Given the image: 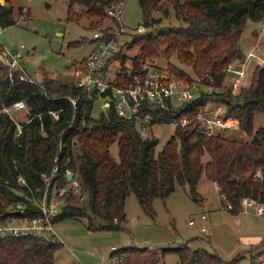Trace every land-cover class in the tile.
<instances>
[{
    "label": "trees",
    "instance_id": "16d2710c",
    "mask_svg": "<svg viewBox=\"0 0 264 264\" xmlns=\"http://www.w3.org/2000/svg\"><path fill=\"white\" fill-rule=\"evenodd\" d=\"M8 1L0 5V24L4 28L15 24L13 5ZM67 1L70 19H76L73 6L81 5V16L93 20L91 27L101 30L98 18L110 19L106 11L127 0ZM159 1L138 0L142 15L139 26L144 31L136 32L126 43L127 49L138 48V54L128 58L119 52L114 60L128 73L160 54L165 59L175 57L182 68L199 78L202 86L211 84L216 91L201 93L174 110H152L156 122L169 123L180 115L189 116L207 109L209 103H216L226 107L224 117L236 120L237 129L251 140L228 137L227 130L206 137L194 123L174 129L156 152L157 139L141 138L132 119L125 120L113 110L100 111L98 118L93 116L92 100L86 95L81 96L73 111L65 97L80 93L69 83L58 87L51 86L52 80L39 85L10 83L6 68L0 65V214L11 203H27L25 194L30 196L41 186V174L53 167L57 141L72 118V127L63 135L65 147L57 166L61 173L65 168L71 170L81 190L75 196L66 195L67 206L54 219V227L60 220L75 219L85 221L90 231L118 230L126 222L124 202L130 194H134L148 216H153V198L165 199L175 185L187 186L195 199L202 175L216 186L222 207L232 215L241 212L243 197L264 204V123L254 129L253 121L256 113L262 114L264 121V71L254 67L251 82L237 94L223 86L224 70L239 57L244 26L247 22L264 21V0H167L180 23L156 30L151 28L159 21L152 12L168 15ZM163 69L186 81L191 79L186 71L170 62ZM21 100L29 108L30 121L20 124L21 133L17 135L16 123L3 109ZM52 110L60 111L58 120H51L48 112ZM113 143H117L118 160L109 153ZM23 180L31 191L21 184ZM82 192L87 193L91 216L70 203ZM62 243L43 236H0V264H53ZM134 249L139 254L119 259L121 253ZM167 251L178 254L179 264H232L235 260L226 262L215 252L202 247L193 249L187 243L168 246L160 252L145 247H119L112 254L118 257L116 264H160Z\"/></svg>",
    "mask_w": 264,
    "mask_h": 264
},
{
    "label": "rangeland",
    "instance_id": "374dc122",
    "mask_svg": "<svg viewBox=\"0 0 264 264\" xmlns=\"http://www.w3.org/2000/svg\"><path fill=\"white\" fill-rule=\"evenodd\" d=\"M10 3L13 5L12 19L15 24L3 29L2 42L8 46H21L24 53L22 63L33 80H52L53 87L72 83L74 71L94 48L91 40L94 31H97L90 25L93 20L81 16L84 7L74 5L72 10L76 19H70L67 0H10ZM2 4L6 5V0H0V5ZM158 5L168 15L153 11V17L159 22L151 29L159 30L180 23L167 0H160ZM120 15L125 33L120 36L119 42L128 43L137 32V27L142 25L138 0H127ZM94 22L97 23L96 20ZM261 24L247 22L244 26L239 40L241 51L233 62L234 65H239L242 57H246V53L258 40ZM115 26L113 20L98 18V28ZM124 54L128 58L133 57L138 54V48L125 49ZM165 58L160 54L151 58L150 62L159 68H165L170 62L186 71L191 77L190 81L166 70L190 89L199 80L188 69L182 68L175 57ZM250 80L249 78L246 84ZM206 107L221 115L226 110L225 106L216 103H209ZM92 110L93 116L98 118L100 101L94 102ZM27 111H12L9 116L20 125L29 117ZM253 121L254 129L262 125V114L256 113ZM173 133L174 127L171 124H157L151 128L147 137L157 139L155 151L158 152ZM225 133L228 137L251 140L250 136L238 129L227 130ZM117 149V143L109 147L110 156L115 160L119 157ZM73 151L75 153L76 150ZM196 191L198 195L193 199L187 186L175 185V190L165 199L153 198V216H148L137 203L134 194H130L124 202L126 222L118 230L90 231L86 229L85 221L75 219L56 222L54 230L63 243L57 249L53 264H116L118 257L112 254V246L145 247L160 252L162 248L182 243H187L193 249L202 247L215 252L226 262L235 259L232 264H264V215L258 216L253 210L230 214L222 207L215 185L204 175L199 179ZM71 202L81 208L84 215L88 213L91 216L87 207V193L82 192ZM201 215L206 216V219L201 220ZM93 220L99 222L95 218ZM190 221L193 222L192 225H189ZM201 227H205L206 231H200ZM136 250L127 254L135 255L138 253ZM160 264H179L178 254L167 251L160 259Z\"/></svg>",
    "mask_w": 264,
    "mask_h": 264
},
{
    "label": "built area",
    "instance_id": "2783aa9c",
    "mask_svg": "<svg viewBox=\"0 0 264 264\" xmlns=\"http://www.w3.org/2000/svg\"><path fill=\"white\" fill-rule=\"evenodd\" d=\"M125 1H120L106 11V15L116 24L115 27H106L107 31H94L92 37L93 50L82 59V64L74 71L73 82L70 87L79 91L78 96L68 95L65 100L69 102L73 111L79 105L81 96H88L92 100L100 101V110L107 113L113 110L119 117L125 120H133L137 132L141 138H147L154 125L165 124L156 122L152 110L168 111L177 106L190 102L201 93L216 91L211 84L202 86L198 80L190 89L184 82L171 76L163 67L155 66L150 60L140 63L128 73L121 70L120 63L114 60L119 52L124 54L127 42H119V38L125 33L121 22V10ZM262 30L259 38L246 53L244 60L239 65L230 64L224 70L223 86L232 94H237L240 88L245 87L247 80L252 78L254 67L264 71V21L261 22ZM4 27L0 24V65L7 70V79L10 83L16 81L39 85L41 82L33 80L27 73L22 60L24 53L21 46H8L2 42ZM136 31L143 32L142 26ZM125 55V54H124ZM198 85V86H197ZM45 95L44 90H42ZM55 99V98H53ZM29 109L24 100L15 102L10 107L3 109L4 112H18ZM28 112V111H27ZM29 114V112H28ZM51 120H58L60 111H49ZM212 109L199 110L192 115H180L166 124H171L174 129L184 128L196 123L202 129L206 137L216 132L237 129L238 123L231 117H224ZM29 117L26 122H29ZM73 124V118L68 127L64 129L58 139V148L53 160V167L41 174V186L36 187L29 196L25 194L26 202L18 201L8 205L6 211L0 214V236H37L46 237L50 240H61L54 230V219L59 216L67 206L66 195L80 193V184L74 173L66 169L59 171L57 166L58 156L65 147L63 135ZM17 135L21 133V126L16 124ZM21 184L26 185L24 180ZM30 190V188L26 185ZM31 191V190H30ZM241 212L253 210L256 215H264V204L254 199L243 197L240 202ZM206 216L201 215V220ZM193 222L190 221L189 225ZM200 231H206L201 227ZM112 250H117L112 246ZM128 254H120L121 257Z\"/></svg>",
    "mask_w": 264,
    "mask_h": 264
},
{
    "label": "crops",
    "instance_id": "0c3cea01",
    "mask_svg": "<svg viewBox=\"0 0 264 264\" xmlns=\"http://www.w3.org/2000/svg\"><path fill=\"white\" fill-rule=\"evenodd\" d=\"M27 53V52H26ZM216 187V186H215Z\"/></svg>",
    "mask_w": 264,
    "mask_h": 264
}]
</instances>
